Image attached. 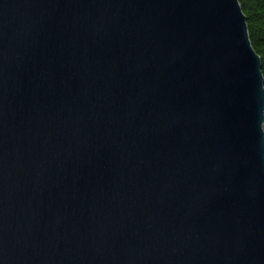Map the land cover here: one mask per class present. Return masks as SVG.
Segmentation results:
<instances>
[{
    "label": "water",
    "instance_id": "water-1",
    "mask_svg": "<svg viewBox=\"0 0 264 264\" xmlns=\"http://www.w3.org/2000/svg\"><path fill=\"white\" fill-rule=\"evenodd\" d=\"M239 0H0V264H264V76Z\"/></svg>",
    "mask_w": 264,
    "mask_h": 264
},
{
    "label": "trees",
    "instance_id": "trees-1",
    "mask_svg": "<svg viewBox=\"0 0 264 264\" xmlns=\"http://www.w3.org/2000/svg\"><path fill=\"white\" fill-rule=\"evenodd\" d=\"M246 15L251 43L261 56L264 76V0H239Z\"/></svg>",
    "mask_w": 264,
    "mask_h": 264
}]
</instances>
